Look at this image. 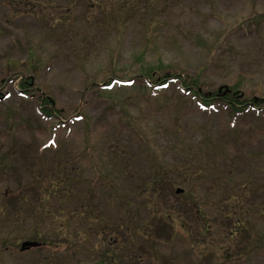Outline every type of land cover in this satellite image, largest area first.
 <instances>
[{"label": "rangeland", "instance_id": "1", "mask_svg": "<svg viewBox=\"0 0 264 264\" xmlns=\"http://www.w3.org/2000/svg\"><path fill=\"white\" fill-rule=\"evenodd\" d=\"M95 1L0 0V264H100L103 249L109 264H264V110L183 90L264 106V0ZM148 73L186 81L153 89ZM241 191L228 237L220 206Z\"/></svg>", "mask_w": 264, "mask_h": 264}, {"label": "trees", "instance_id": "2", "mask_svg": "<svg viewBox=\"0 0 264 264\" xmlns=\"http://www.w3.org/2000/svg\"><path fill=\"white\" fill-rule=\"evenodd\" d=\"M148 1H153V2L154 1L155 2L158 1L159 3L166 2V0L165 1L164 0H148ZM95 3H96L95 6L97 8H101V3H100L99 0H96ZM102 10L105 11V8H102ZM107 10H108V7H107ZM148 74H150V73H148ZM179 77L180 76H178L176 74H171L169 76H167V75H158V77H153L150 74V75H147V79H146V77L144 78L145 80L144 79H141V78H139L137 76L136 77H129L127 79L111 78L107 82V84H108L107 86H111L112 83L115 82V81L122 82L123 84H126V85H130V84L135 83L136 81L144 80L145 83H147V84L152 82L154 84L153 86L155 88H161L162 86H164L165 84H167L170 80H173V81L180 80L181 83H185L186 80H184V79L181 80V78H179ZM183 86H184V89L185 90H187V91H193L196 97H200L201 99H199V101L202 103V105L207 104L206 101H210L211 102L213 100L214 101L218 100V101L222 102L229 109V111L232 114L240 113V112H243L246 109L257 108V107H260V108H262L264 110V106H261L262 105V102H260L258 100L248 99L247 101L240 102L239 101L240 94L236 90V87L235 86L229 87L226 91L225 90L224 91H219L218 90L216 92H212L211 94H203V93H201L198 90L197 87L195 88V87H193L191 85L183 84ZM19 88L23 91V93H26L27 94V88H26V86L23 85V81L20 82V87ZM205 97H208L209 99H204ZM49 110L50 109H44V113H43V111L40 109V112L42 114H44V116L51 117L52 115L50 114ZM63 122H64L63 120L62 121H58L53 128L54 129L59 128V126ZM167 173L168 172H164V175H166ZM159 181L160 180L155 181V182L159 183ZM167 182L169 184H167ZM173 185H175V183L174 182H169L168 178H166V180L164 182L160 183V185L158 187L156 185H152L147 190L150 193H153V194H156V193H159V192H162L163 193L166 188H169L170 189V187H172ZM48 189H49V187H48ZM246 193H247V191H241L240 193L237 192L234 196H233V193L232 194H229V198H231V201H229V198H227L226 200H223L224 201V204H222L220 206L219 216L217 218H219V220L222 223H227V224L230 223L231 221H233L231 223V225H226L227 227L232 226L231 228H229V232H230L231 236H229L227 233H225V234H227L225 236L233 237V235L236 232H241L242 229H243L242 226L245 224V219H246V216L245 215L247 214V212H249V208H247V204L243 200V198H245V194ZM26 194H27L26 191H24V192L22 191L21 198H22L23 201L25 199H27L25 197ZM66 198H68V197H66ZM155 204H156V200L153 202V206H155ZM40 207L42 208L41 210L44 213V210H45V207L46 206L43 205L42 202L39 204V206H37V210L33 209L32 212H29L27 210V207H25L24 211L22 210L20 213L23 215V217H24L25 220L27 219V222L28 221L30 222L32 219L34 221H36L37 220L38 209ZM193 208L195 209L196 215H198L199 217H203L202 211L199 209V207H197L196 205H193ZM162 210L163 209L160 208V207L159 208H155V213H154L155 216H157V214H158L157 212L158 211H162ZM166 214H168V213H164L163 215H166ZM41 217L44 218V215H41ZM70 217H74V215L71 214ZM93 219H95V218H93ZM201 224H203V228H205L203 230V232L200 231L201 234L205 233L206 231L207 232H210L211 231L210 230V227L208 229V224H210L209 221H205V222L202 221ZM234 225H236V226H234ZM100 229H102L103 232L105 231V228H103L102 226H100ZM224 230H225V232L227 231V229H224ZM222 235H224V233L221 234V236ZM218 237H220V236H215L216 239H219ZM41 242H42V245H48V244H51L52 243L50 241H45V240H42ZM190 243L192 245H194L193 244L194 242H190ZM218 249L223 250V249H225V247L220 246V247H218ZM222 252H223L222 253L223 254V257H227L228 253H225L224 254V251H222ZM107 254H109L108 250L105 251L103 249V253H101L100 257H98L99 260L101 261L100 264H109L106 261V259H105V257L107 256ZM111 258H113V255L111 256ZM121 263L124 264L123 262H120V264Z\"/></svg>", "mask_w": 264, "mask_h": 264}, {"label": "water", "instance_id": "3", "mask_svg": "<svg viewBox=\"0 0 264 264\" xmlns=\"http://www.w3.org/2000/svg\"><path fill=\"white\" fill-rule=\"evenodd\" d=\"M177 192H181L182 189H177L176 190ZM39 242L37 241H31V240H26V241H23L20 245V250H26V249H29L31 247H36V246H39Z\"/></svg>", "mask_w": 264, "mask_h": 264}]
</instances>
